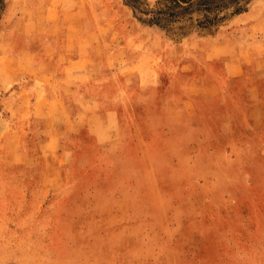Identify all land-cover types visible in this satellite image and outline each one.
Instances as JSON below:
<instances>
[{
    "label": "rangeland",
    "instance_id": "374dc122",
    "mask_svg": "<svg viewBox=\"0 0 264 264\" xmlns=\"http://www.w3.org/2000/svg\"><path fill=\"white\" fill-rule=\"evenodd\" d=\"M0 264H264V0L183 37L5 0Z\"/></svg>",
    "mask_w": 264,
    "mask_h": 264
},
{
    "label": "trees",
    "instance_id": "16d2710c",
    "mask_svg": "<svg viewBox=\"0 0 264 264\" xmlns=\"http://www.w3.org/2000/svg\"><path fill=\"white\" fill-rule=\"evenodd\" d=\"M143 23L176 37L193 31L212 33L226 20L247 10L249 0H123ZM5 0H0V15Z\"/></svg>",
    "mask_w": 264,
    "mask_h": 264
}]
</instances>
